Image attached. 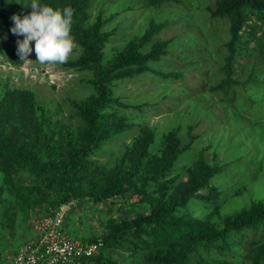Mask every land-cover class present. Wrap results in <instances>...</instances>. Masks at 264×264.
<instances>
[{"label": "trees", "instance_id": "obj_1", "mask_svg": "<svg viewBox=\"0 0 264 264\" xmlns=\"http://www.w3.org/2000/svg\"><path fill=\"white\" fill-rule=\"evenodd\" d=\"M8 1L11 6L4 7L0 3V17L8 26L7 32L2 34L6 43L3 45L0 40V52L10 63L19 64L23 59L17 51L18 36L11 31L12 16L25 14L21 6L29 0ZM164 1L167 0H149V3L158 5ZM43 2L73 8L71 32L84 47L82 54L68 60L67 64L89 66L95 91L76 103L74 127V123L65 121L48 124V110H44L31 89L12 88L1 94L0 168L7 184H0V236L5 233L2 228L13 227L15 214L27 213L33 203L41 204L50 199L53 206L46 211L48 213L72 197H88L98 202L132 193L131 196L139 197L137 201L146 211L137 209L136 215L129 218L111 219L104 237L87 240L102 239L100 252L83 257L75 264L100 261L104 247L128 249L131 256L138 255L136 264H189L195 253L201 256L200 264H229L222 258H206L201 248L216 246L219 250L225 247L230 250L235 244L234 235L243 236L246 229L264 230V201L253 200L249 207L226 215L222 223L211 224L208 219L195 216L192 202L202 197L199 191L206 187L211 189L208 197H215L216 188L211 179L222 168L210 164L201 155L185 168L186 178L178 179L173 175V170L183 165L178 162L191 145V142L184 143L180 128L165 132L158 146L154 129L149 128L148 133L145 127L137 134L133 146L126 145V151L112 167L102 166L91 158L94 152L132 125L113 105L112 81L153 69L151 63L160 61L172 45L180 41L156 38L166 22H153L111 58H105L103 46L115 30L103 29L107 19L102 13L89 22L91 0ZM208 10L213 15L227 16L230 21L228 39L224 42L228 53L221 67L222 76L214 88L229 95L237 92L235 85L239 83L247 87L248 100L255 99L259 93L255 95L249 86L254 88L253 84L260 78L254 70L245 79L237 78L233 64L239 55L258 52L264 56V0H216L214 5H208ZM192 128L190 126L189 131ZM20 172L28 173L29 181L16 182L14 178ZM252 244L250 264H264V235ZM106 263L116 264L110 260Z\"/></svg>", "mask_w": 264, "mask_h": 264}, {"label": "rangeland", "instance_id": "obj_2", "mask_svg": "<svg viewBox=\"0 0 264 264\" xmlns=\"http://www.w3.org/2000/svg\"><path fill=\"white\" fill-rule=\"evenodd\" d=\"M215 2L167 0L151 5L149 0H91L89 8V22L102 13L107 19L103 29L115 30L103 46L105 58H111L129 39L143 33L153 22H166L156 38L180 41L172 45L160 61L151 63L153 69L112 81L113 105L119 114L128 117L132 125L94 152L91 158L102 166L112 167L119 162L126 145L133 146L137 134L145 127L148 133L149 128L154 129L158 146L165 132L180 128L184 143L191 142V145L181 155L178 163L183 165L177 166L173 175L178 179L186 178L185 168L201 155L210 164L222 168L211 179L216 188L215 197H208L209 187L202 188L199 191L202 197L191 204L192 213L208 219L211 224L222 223L226 215L249 207L253 200L264 201V56L258 52L239 55L233 64L237 78H247L251 70L260 78L252 83L254 88L249 86L255 95L259 93L255 99L248 100L247 87L239 83L235 85L237 92L229 95L214 88L222 76L221 67L228 53L224 42L228 39L230 25L227 16L213 15L208 10V5ZM0 3L4 7L11 6L8 0H0ZM24 5L21 7L26 13L31 11L30 6ZM7 30L5 20L0 17L3 45L6 40L2 34ZM17 36V41L23 38ZM83 47L74 38V47L63 63H40L35 60L33 51L29 53V59L13 64L0 52V96L12 88L31 89L44 110H48V124L65 121L74 123V127L77 124L74 116L76 103L95 91L90 82L93 71L89 66L67 64L68 60L82 54ZM260 89L263 92L260 93ZM190 126L193 127L191 131ZM56 130H59L58 126ZM27 175L20 172L14 179L25 183L29 181ZM2 178L0 168V184L4 182ZM131 194L98 202L88 197H72L60 203L59 206L66 210V231L85 240L104 237L111 219L129 218L136 215L137 209L146 211L145 206L137 201L139 197ZM43 201L33 203L27 213L18 211L13 227L2 228L5 233L0 236V262L6 263L20 246L36 237L40 219L53 206L50 199ZM244 232L243 236L240 233L234 235L232 249L219 250L212 246L211 249L201 248L202 254L206 258H222L231 264H250L252 242L261 239L264 230L246 229ZM130 252L120 247H104L100 261L85 264H107V260L116 264H136L138 255L131 256ZM200 258L195 253L189 264H200Z\"/></svg>", "mask_w": 264, "mask_h": 264}, {"label": "clouds", "instance_id": "obj_3", "mask_svg": "<svg viewBox=\"0 0 264 264\" xmlns=\"http://www.w3.org/2000/svg\"><path fill=\"white\" fill-rule=\"evenodd\" d=\"M26 5L31 11L12 16L11 31L23 37L17 41L20 58L29 59V53L35 51V60L40 63L65 62L74 47L73 8L43 0H29Z\"/></svg>", "mask_w": 264, "mask_h": 264}, {"label": "built area", "instance_id": "obj_4", "mask_svg": "<svg viewBox=\"0 0 264 264\" xmlns=\"http://www.w3.org/2000/svg\"><path fill=\"white\" fill-rule=\"evenodd\" d=\"M65 222L63 206L52 209L40 219L36 237L20 246L6 263L0 264H75L83 257L100 252L102 239L87 241L73 237L66 231Z\"/></svg>", "mask_w": 264, "mask_h": 264}]
</instances>
